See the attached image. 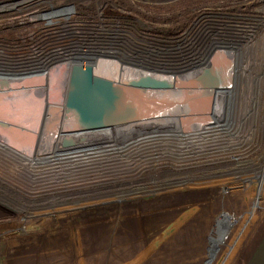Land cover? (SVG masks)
<instances>
[{
  "label": "rangeland",
  "instance_id": "1",
  "mask_svg": "<svg viewBox=\"0 0 264 264\" xmlns=\"http://www.w3.org/2000/svg\"><path fill=\"white\" fill-rule=\"evenodd\" d=\"M90 1L101 2L106 23L130 32L177 36L201 19L214 31L218 22L230 29L240 25L253 32L243 41L245 63L253 62L259 51L254 46L263 40L264 0ZM253 76L264 79V71ZM237 79L238 89L246 90L245 79ZM256 91L260 101L249 124L238 128L253 132L254 141L250 135L245 146L213 141L208 156L195 166L172 168L171 178L164 168L120 188L49 187L45 173H10L18 160L0 157V264H237L264 219V199L255 207L256 186L244 182L264 184V91ZM223 215L237 223L224 240L217 232V241Z\"/></svg>",
  "mask_w": 264,
  "mask_h": 264
},
{
  "label": "built area",
  "instance_id": "2",
  "mask_svg": "<svg viewBox=\"0 0 264 264\" xmlns=\"http://www.w3.org/2000/svg\"><path fill=\"white\" fill-rule=\"evenodd\" d=\"M77 2L80 5L77 6L79 4ZM93 19L95 21H84ZM106 20L109 19L105 16L100 1L95 3L90 0L0 2V83L19 79L31 82L39 75L44 77L43 82L39 81V86L42 88L39 87V91L32 94L33 100L39 96V104L35 108L32 105V111L43 112L39 118V130L53 128L58 121L54 111L61 112L59 125H56L58 133L53 136L55 142L51 147V150L59 149V151L57 156L49 158L46 165L41 166L43 168H39L40 172L46 175L45 184L62 188H120L135 181L138 183L137 180L149 179L147 176L137 177V175L150 170L156 164L162 167L157 170L167 168L166 172L171 178V175H176L172 168L175 170L195 166L196 164L192 162H200L203 154L206 156L209 152L210 144L213 142L209 137L204 141L198 132L193 135L194 127L188 128L186 138L183 137L178 145L166 150L169 158L150 149L135 152L117 148L114 144L117 139L115 131L117 134L119 131L116 128L112 134V143L90 144L85 145L86 147L64 146L63 139L66 134L62 132L65 122L62 115L66 107L69 75L75 58L82 60L84 64L108 62L109 67L105 69L117 74L123 73L121 69H126L128 73V70L141 68L150 75L167 74V78L171 80L177 76L191 78L198 75L201 70L213 69L211 58H204L205 54H211L212 49L225 46L237 48L239 44H243L247 36H252L249 32H243L240 25H234L230 29V26L219 22L215 24L216 31H214V27L208 24L206 26L204 23L208 20L203 19L194 24L188 32H181L177 36L130 32L128 27L120 23H106ZM61 65L70 67L67 84L64 87L58 86V81H55L51 72ZM134 74L127 76L131 77ZM227 103L228 114L235 118H230L228 122L231 131H234L233 128L238 124L243 127L249 124V115L246 118L235 117L234 109L237 107L235 98H230L225 102V106ZM217 106L214 100L213 109L216 110ZM191 119H195L196 123L199 121L200 127L196 129L202 132L207 130L208 125L203 120L197 117ZM208 124L217 127L216 120H211ZM41 133L42 131L39 132V144L41 138L46 142L50 141L52 137L50 133L43 135ZM247 135L249 136L248 132ZM59 136L62 139V147L58 146ZM231 140L227 138L224 142L229 145ZM92 150L97 151L96 154L92 155ZM75 151L80 155L77 161L71 158ZM172 153H176L178 157H173ZM154 154L161 156L160 161L169 159L170 162L159 164L160 161L153 159L156 157ZM17 163L19 166L20 161L18 160Z\"/></svg>",
  "mask_w": 264,
  "mask_h": 264
},
{
  "label": "bare ground",
  "instance_id": "3",
  "mask_svg": "<svg viewBox=\"0 0 264 264\" xmlns=\"http://www.w3.org/2000/svg\"><path fill=\"white\" fill-rule=\"evenodd\" d=\"M262 38L263 40L260 39V43L258 45H256L255 43L256 46H254V48L255 50L259 48V51L257 52L258 55L255 56V58H252L253 60L252 63L251 61H249V59L247 60V63H245L243 59L242 61L240 60L243 55V52L245 56L247 54L248 44L246 45L244 43L239 44V47L237 48H229V49L224 47L218 49L214 48L212 49L210 55L208 54L204 55L205 59L211 58V60L213 61L214 64L213 74L216 75V77H219V79H217V85L216 87L213 88L212 90L213 92L209 94V98L204 99L201 104H205V105L210 104L212 103V101L215 100L218 105L217 106L218 108L215 110L216 112L214 111L212 113L211 111H213L214 109L211 108L210 112L201 113V116L203 115L209 116L210 123L211 120H216L217 127H214L213 125L211 126L207 123L208 125L207 130H205V132H202L200 129H196L200 127V124H198L199 121H197L196 123L195 119L192 120L190 116H186L183 113H181L178 115L177 118L174 119L172 118V119H162L158 121L143 122L135 125L125 126L123 128H118L119 133L117 134L115 131L117 139H115L116 141L114 144L117 145L116 147L122 150H129V151L134 150L135 152L150 149V150H154L157 154L161 156L170 157L166 152V150H169L170 148H174V145H178L180 139H182L183 137L186 138V131L189 130L188 128L191 127H194L195 129L193 135H196L197 134L196 132H198L199 135L202 136L201 138H204V141L206 137L212 138L213 141L217 140V142L219 141L224 142L225 139L230 138L232 140L230 141L229 146H232L239 141L243 145L244 143H246L247 145V139H248L247 131L241 133L240 129H238L241 127L240 124H238L237 127L235 126V128H233L234 131L230 130V124H228V122L230 118L231 119H235V118L233 116H230L231 115L230 113L228 114V103L225 106V102H227L230 98L232 99L235 98L237 100V104H236L237 107H235L234 109L235 117L240 116L241 118L243 116L242 115L243 113H246L247 115L250 116V112L256 106L255 101L259 103L260 97L256 96V93L258 92L256 91V88L257 89L259 88V90L262 88L264 91L263 88L264 79L262 78L263 74L262 76H259L258 79L255 76H253V74L254 73L257 74V72L260 71V75H261V73H263L264 71V59H263L264 35ZM200 56L203 57V55ZM75 59L74 62L77 61ZM108 64L110 63L103 61L97 63L96 73L107 75L104 69L109 67ZM121 70L123 73L120 72L119 74L115 73L109 75H112L111 77L122 80L123 82H129L133 84L145 83L153 86H159L162 88L166 86L165 84H168V85H172L173 87H178L183 91L186 90V91L194 92L195 90L196 92L195 94L201 93V88L208 87L205 84L203 85L200 81H197L200 78H203L205 77V75H207L205 74V72H207L206 69L201 70V72L198 75L193 76L191 78L190 77L187 78L184 76H177L175 78L172 77L174 78L172 80L170 78H167V74H161V75L156 74L158 76L153 74L150 75L146 70L141 68L138 70H128V73H126V69H121ZM69 71H70V67H65L64 65H61L59 68L51 71L55 81H58V86L64 87L67 84ZM226 71H227V76L225 77L224 75L226 74ZM253 71L255 72L253 73ZM133 73H135L134 76L131 77L127 76V75H132ZM237 77H239V79L241 80L245 79L247 86L246 90L242 91L241 90L242 88L238 89ZM43 78H44L43 76L39 75L37 79L33 78L31 82L19 79L10 82L5 81L4 83L3 82L0 83V109H1L0 111H4L5 108L9 110V114H11L10 115L11 119L15 118V120H17L19 124L17 126H14L15 128H17V130H15L13 134H11V132L9 131L6 132L5 130L0 129V157H3L4 160H6L5 157H10V158L12 157V159L20 161L19 168H14L13 166L10 165L11 166L9 170L10 173L14 172V170L17 169V171H23V172L27 171L28 173L31 172L30 173L31 175H38L39 171H41L39 168L41 166L46 165V162L50 160L49 158H53L57 156V153L59 151V149L51 150L52 145H54L52 143L55 142V138H53V136L51 137L50 141L47 140V142L40 137L42 141H40L39 144V132L42 131L41 135L46 133H50L51 135L53 134L56 135V132L51 131L52 128L50 127L47 129L45 128L39 130V126H38L39 118L43 115V112L41 111L34 112L35 110L32 111L33 110L32 105L35 108L38 106L37 104H39V96L37 99L33 100L32 99L33 96L29 97L30 96L29 93L26 92L29 91L30 89L32 90L33 93L38 92L39 87L42 88V86H39V81L42 80L43 82ZM255 81L257 82L255 83ZM21 85L22 88L20 87ZM47 85H43V86L46 87ZM231 89H234V91L238 92V94L240 95L238 96L237 93H236L237 95H235V92H233ZM239 97L241 101H239ZM5 104L7 106H5ZM222 104L224 105L223 107L221 106ZM28 110L31 112L30 115L32 116V118H30V121L28 122L26 120V121H21L20 123L21 118L24 115H27L26 112L28 113ZM237 111H240L241 113L238 112L237 115ZM232 112L233 111H231V113ZM259 113H257V115ZM248 131H249L248 134L252 138V142H253L255 135L253 132H250V130ZM208 140L209 139H207V141ZM112 142L111 139H108V141H106L105 143L109 144ZM61 143H62V139L59 136L58 137L59 147H62ZM96 152L92 150L91 153L92 155H94L96 154ZM61 154L63 153L61 152ZM92 155L90 156L91 158L93 157ZM79 157L80 155L76 151L75 154L71 156L73 161L75 160L77 161ZM173 157L176 158L178 157V155L175 153ZM159 168L162 167L156 164L153 165L152 168L148 171L142 172L139 175H137V172L135 174L137 175V177L147 176V178H149L155 175L154 174L155 171ZM44 182H46V179ZM137 182L140 181L137 180ZM48 186L53 187L51 185Z\"/></svg>",
  "mask_w": 264,
  "mask_h": 264
},
{
  "label": "water",
  "instance_id": "4",
  "mask_svg": "<svg viewBox=\"0 0 264 264\" xmlns=\"http://www.w3.org/2000/svg\"><path fill=\"white\" fill-rule=\"evenodd\" d=\"M96 69V64L91 62L84 64L78 59L72 65L66 107L62 115L65 121L62 130L66 134L63 139L64 146L105 143L108 139H112L116 128L174 119L181 113L197 117L205 123L210 122V117L201 116V113L210 112L214 101L206 105L201 103L209 98V94L217 85L219 77L213 74V69L207 70L205 72L207 75L197 80L208 86L201 88V93L198 94H195V90L194 92L183 91L168 84L162 88L145 83L123 82L109 75L116 72L104 69L107 75H102L97 74ZM26 114L22 117L23 119L21 118L20 123L30 121L29 114ZM54 114L60 121L61 112L56 110ZM10 115L6 108L0 111V129L13 134L17 130L14 126L19 124L14 118L11 119ZM58 121L51 129L56 134Z\"/></svg>",
  "mask_w": 264,
  "mask_h": 264
},
{
  "label": "crops",
  "instance_id": "5",
  "mask_svg": "<svg viewBox=\"0 0 264 264\" xmlns=\"http://www.w3.org/2000/svg\"><path fill=\"white\" fill-rule=\"evenodd\" d=\"M244 182L256 186L257 191L254 204L255 207L259 206L260 202L264 199V184L262 183L263 185H261L253 181ZM236 223L237 220L235 218L223 215L222 219L218 222L215 233H219L220 231L223 238ZM218 233L216 236L217 241L220 239ZM237 264H264V219L261 220L256 231L249 237Z\"/></svg>",
  "mask_w": 264,
  "mask_h": 264
}]
</instances>
